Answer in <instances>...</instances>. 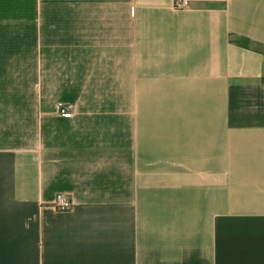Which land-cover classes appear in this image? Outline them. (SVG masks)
<instances>
[{"label": "crops", "instance_id": "1", "mask_svg": "<svg viewBox=\"0 0 264 264\" xmlns=\"http://www.w3.org/2000/svg\"><path fill=\"white\" fill-rule=\"evenodd\" d=\"M175 1L0 0V264H264V0Z\"/></svg>", "mask_w": 264, "mask_h": 264}, {"label": "built area", "instance_id": "2", "mask_svg": "<svg viewBox=\"0 0 264 264\" xmlns=\"http://www.w3.org/2000/svg\"><path fill=\"white\" fill-rule=\"evenodd\" d=\"M175 5L177 8H186L190 6V0H176ZM56 110L60 115H69L74 112L75 105L68 102H58L56 104ZM52 206L58 211H72L74 209L75 203L72 197L66 193H58Z\"/></svg>", "mask_w": 264, "mask_h": 264}]
</instances>
